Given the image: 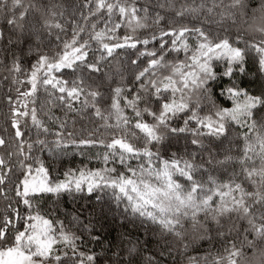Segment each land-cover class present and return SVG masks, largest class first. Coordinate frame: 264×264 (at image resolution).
<instances>
[{
	"label": "trees",
	"instance_id": "16d2710c",
	"mask_svg": "<svg viewBox=\"0 0 264 264\" xmlns=\"http://www.w3.org/2000/svg\"><path fill=\"white\" fill-rule=\"evenodd\" d=\"M35 234L53 264H264V0H0V252Z\"/></svg>",
	"mask_w": 264,
	"mask_h": 264
},
{
	"label": "rangeland",
	"instance_id": "374dc122",
	"mask_svg": "<svg viewBox=\"0 0 264 264\" xmlns=\"http://www.w3.org/2000/svg\"><path fill=\"white\" fill-rule=\"evenodd\" d=\"M70 58L66 60V62H70ZM44 67V64L41 65ZM36 79V72L32 76V80ZM45 186V182L42 177L36 173H31L26 177L25 180V189L26 191H34L39 190ZM44 229V228H43ZM33 246V249L29 251V244ZM26 247L28 249H24L16 245L15 247H7L0 252V264H53L51 262L45 261L42 257H36L34 254L37 252L48 254L50 247L52 245V241L50 238H40V235H36L35 237L28 239L26 242ZM28 245V246H27ZM253 264H260L259 260H254ZM263 264V263H261Z\"/></svg>",
	"mask_w": 264,
	"mask_h": 264
},
{
	"label": "water",
	"instance_id": "95a60500",
	"mask_svg": "<svg viewBox=\"0 0 264 264\" xmlns=\"http://www.w3.org/2000/svg\"><path fill=\"white\" fill-rule=\"evenodd\" d=\"M4 235V232H2V236Z\"/></svg>",
	"mask_w": 264,
	"mask_h": 264
}]
</instances>
